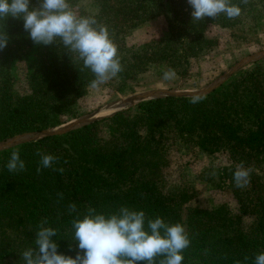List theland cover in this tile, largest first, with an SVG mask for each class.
<instances>
[{
  "label": "trees",
  "instance_id": "16d2710c",
  "mask_svg": "<svg viewBox=\"0 0 264 264\" xmlns=\"http://www.w3.org/2000/svg\"><path fill=\"white\" fill-rule=\"evenodd\" d=\"M80 1L68 0L72 11L106 26L117 47L123 69L116 76L120 86L113 87L117 92L150 65L186 78L191 61L216 45L207 36L210 25L249 29V34L264 21V0H231L241 8L240 16L228 19L221 13L200 21H192L187 0H91L93 11ZM30 6H38V0H30ZM154 19L165 28L158 42L126 46L133 28ZM2 31L9 41L0 51V140L80 114L94 79L83 62L59 40L35 44L22 19L0 20ZM15 60L27 64L23 92L16 86ZM201 96L196 104L190 103L192 96L142 101L81 127L1 150L0 264H24L21 253L35 248V232L45 219V226L57 229L53 239L58 250L75 256L71 221L76 213L69 214L70 203L81 215L88 207L108 215L128 206L147 217L182 224L190 238L182 264H254L255 255L264 252V58ZM177 142L209 155L227 154L222 171L236 210L226 203L213 208L193 205L198 190L184 179L174 191L166 188L165 169ZM17 150L25 170L9 172L6 164ZM38 150L57 158L40 172ZM240 164L251 169L244 188L233 180Z\"/></svg>",
  "mask_w": 264,
  "mask_h": 264
},
{
  "label": "clouds",
  "instance_id": "9594fccd",
  "mask_svg": "<svg viewBox=\"0 0 264 264\" xmlns=\"http://www.w3.org/2000/svg\"><path fill=\"white\" fill-rule=\"evenodd\" d=\"M241 2L247 4L248 0ZM187 3L192 8V21L214 19L221 13L234 19L241 14V8L231 0H187ZM8 17L22 19L25 31L37 45H51L59 40L93 73L90 86L94 89L123 70L107 27L99 25L95 18L78 17L68 0H38L36 7L30 6V0H0V20ZM8 41L7 32H0V51ZM174 77L172 69L163 72L165 80ZM202 99L201 95H193L190 103L196 104ZM37 155L40 156L37 172L52 167L57 159L39 150ZM6 168L9 172L25 170L18 150L11 153ZM250 174V168L238 165L233 173L235 186H247ZM68 211L76 213L71 221L75 256L58 250V243L53 239L58 234L57 229L45 226V219L35 232V248L21 253L24 264H182L183 251L190 246L189 234L182 224L166 223L159 216L147 217L143 210L121 206L106 215L88 207L81 215L76 204L70 203ZM254 264H264V252L255 255Z\"/></svg>",
  "mask_w": 264,
  "mask_h": 264
},
{
  "label": "rangeland",
  "instance_id": "374dc122",
  "mask_svg": "<svg viewBox=\"0 0 264 264\" xmlns=\"http://www.w3.org/2000/svg\"><path fill=\"white\" fill-rule=\"evenodd\" d=\"M80 2L87 11L94 10L91 0H81ZM75 13L77 14V12ZM163 26L161 21L154 19L133 28L129 35L130 41L126 46H138L143 42H158L165 30ZM243 29L237 27L233 30L219 25H210L207 36L213 38L216 45L191 61L190 73L184 79L175 75L173 79L165 80L163 72L168 68L150 65L147 71L135 79L129 80L126 89L122 92L113 89V87L120 86V80L116 77L98 88L90 87L88 95L79 106L83 111L75 117L91 113L105 103L143 91L201 89L241 58L264 49V21L260 22L256 31L251 30L249 34H247L249 29ZM124 56L128 57L127 53ZM26 69L27 64L23 60H15L12 65V70L17 77L16 86L19 92H23L27 88ZM131 107L133 106L129 108ZM104 112L110 111L102 110L98 114L104 115L100 114ZM70 119L72 118L67 120ZM261 159L264 169V155ZM228 162L225 152L209 155L177 142L175 146H172L170 165L165 169L166 188L169 191H174L184 179L198 190L197 196L191 202L193 205L213 208L226 203L232 210H236L237 204L230 198L228 182L222 171V167L227 166ZM245 219V221L248 220Z\"/></svg>",
  "mask_w": 264,
  "mask_h": 264
},
{
  "label": "water",
  "instance_id": "95a60500",
  "mask_svg": "<svg viewBox=\"0 0 264 264\" xmlns=\"http://www.w3.org/2000/svg\"><path fill=\"white\" fill-rule=\"evenodd\" d=\"M264 58V49L254 52L250 55H247L237 62H235L232 66H230L227 70H225L221 75L215 78L212 82L207 84L206 86L202 87L198 90H152V91H143L139 93H135L133 95L116 99L112 102L105 103L103 106L97 108L95 111L84 114L82 116L74 117L70 120L64 121L60 124L55 126L47 127L39 131H29L24 133H19L8 137L4 140H0V151L10 148L12 146L18 145L20 143L31 141V140H38L43 137L60 134L66 132L71 129H75L81 127L85 124H88L96 119H100L105 116H109L116 111H120L123 109H127L130 106H134L142 101L155 99L158 97H165V96H193V95H206L215 88H217L220 84L226 81L233 73H235L238 69L242 68L243 66L257 61L259 59ZM126 105V107H125ZM110 111L108 114L99 115L98 113L101 111Z\"/></svg>",
  "mask_w": 264,
  "mask_h": 264
},
{
  "label": "bare ground",
  "instance_id": "6f19581e",
  "mask_svg": "<svg viewBox=\"0 0 264 264\" xmlns=\"http://www.w3.org/2000/svg\"><path fill=\"white\" fill-rule=\"evenodd\" d=\"M109 112H104V113H100V114H108Z\"/></svg>",
  "mask_w": 264,
  "mask_h": 264
}]
</instances>
